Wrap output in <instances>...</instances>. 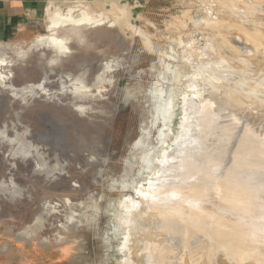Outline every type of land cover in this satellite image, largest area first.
Returning <instances> with one entry per match:
<instances>
[{
	"label": "rangeland",
	"instance_id": "rangeland-1",
	"mask_svg": "<svg viewBox=\"0 0 264 264\" xmlns=\"http://www.w3.org/2000/svg\"><path fill=\"white\" fill-rule=\"evenodd\" d=\"M48 5L99 20L60 29L71 51L57 60L28 50ZM26 21L0 36L13 64L0 82V264H149L167 242L221 250L216 223L243 221L225 182L252 171L245 150L264 138V0H43ZM166 101L171 119L156 121ZM161 213L199 232L163 234ZM36 219V235H18Z\"/></svg>",
	"mask_w": 264,
	"mask_h": 264
},
{
	"label": "bare ground",
	"instance_id": "bare-ground-1",
	"mask_svg": "<svg viewBox=\"0 0 264 264\" xmlns=\"http://www.w3.org/2000/svg\"><path fill=\"white\" fill-rule=\"evenodd\" d=\"M73 8H69L67 12H62L60 8L48 5L46 8L47 33L45 32L46 34L38 35L33 41L32 46H30L28 50L36 48H44L45 50L48 49L54 53L55 60H57L63 54L69 53L71 51L69 41L66 37L58 35L59 30L64 27H69L72 32H76L77 28L82 24H91L93 22L99 21L88 16L86 12H82V16L77 18L73 14L75 9ZM9 66H13V64H11V62H7L6 59L0 58V82L2 83V85H4V87H7L8 79H10V77L9 74L2 71V69ZM107 68L108 65L104 66V71H106ZM104 71L97 75L98 81L94 82V85H92L91 87L96 86L97 82L102 83L104 81ZM75 92L78 93L79 90L76 89ZM169 106L170 103L166 101L161 106V108L158 109L157 116L155 117L156 121L159 118L163 119L165 122L171 119V109ZM155 120L153 122H156ZM164 128H161L159 130L160 136H158L159 138H157V142H160L166 136V129ZM261 129L264 128L261 126ZM263 132L264 131L262 130V133ZM261 139V150H245L246 152L244 153L246 158H249L252 155V152L257 154L255 155L254 162H252L250 165L254 167L251 169L252 171H247V173L243 175L242 178H229V180L225 182L227 190L224 195V199H226L225 201H230L231 205H236L237 207L242 208V210H240L239 212L242 213V216L238 219L241 218V220L243 221L237 222L236 220L235 222H232V219L225 218L221 219L219 223H216L215 227L223 228L222 231H217V235L220 236V240L224 241L222 243V249L213 250L212 248H205L202 251L200 250L199 253H197L196 251L186 253L185 251L181 252L178 247L175 248V245L173 243L170 247L168 245V242L165 243L166 245L163 244L162 247L157 248L155 246L156 243L152 242H157V240H159L156 238L159 234L169 233L174 235H185L188 230L192 231L191 234H194L195 232L197 234L199 232V226H196L199 225V220H192L191 223L194 225L189 223L185 225L184 223L186 222L183 223V221H181L179 217H174L172 215L168 216L161 213V218H164L162 223V233L158 232L159 234L157 233L158 235L153 239L151 238L154 236L152 235L154 234L153 232L152 234H147L149 239L152 240L151 243L154 244V246L151 247L148 251L150 255V257H148L149 264H190L192 262V264L264 263V138ZM135 146H141V143L138 142ZM149 156L150 152L143 156L144 162L147 163L149 161ZM192 218L195 219V217L193 216ZM175 229H179V231H176ZM36 234L37 219L34 224L27 225L18 232V235L24 238H31V236L33 237ZM162 239L166 238L164 237ZM140 243H142V239H140ZM172 245L174 248L172 247ZM143 248L141 250H143ZM182 250H184V248ZM197 254H200L199 258ZM189 260L192 262H189Z\"/></svg>",
	"mask_w": 264,
	"mask_h": 264
},
{
	"label": "crops",
	"instance_id": "crops-1",
	"mask_svg": "<svg viewBox=\"0 0 264 264\" xmlns=\"http://www.w3.org/2000/svg\"><path fill=\"white\" fill-rule=\"evenodd\" d=\"M42 3L43 0H0V36L6 38L16 34L26 25L27 19L41 11Z\"/></svg>",
	"mask_w": 264,
	"mask_h": 264
}]
</instances>
